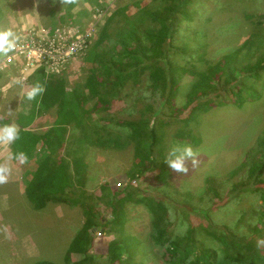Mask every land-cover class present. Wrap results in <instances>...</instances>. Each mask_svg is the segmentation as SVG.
<instances>
[{
    "label": "rangeland",
    "instance_id": "obj_1",
    "mask_svg": "<svg viewBox=\"0 0 264 264\" xmlns=\"http://www.w3.org/2000/svg\"><path fill=\"white\" fill-rule=\"evenodd\" d=\"M128 1L131 0H109L106 16L118 10L120 14L117 16L118 23L122 15L125 12L127 14V10H129L127 8L125 12L121 11ZM144 1L145 3L142 5L147 3L150 5L152 0ZM54 2L55 4H52L51 0H0L2 9L0 11L2 17L0 30L11 29L16 32L18 27L21 28L18 24L30 22L29 25L39 26L40 30L42 28L55 30L57 27L66 26V30L72 32L86 28L80 25L93 22L92 12L85 13L78 20L80 25L68 19H64V22L58 21L65 9V2L64 0H54ZM103 2L101 1V5L99 2L89 5L103 7ZM154 4L157 11L170 16L172 13L166 10L167 7L185 8L189 13L185 14L188 18L183 17L180 10L174 13L173 22L178 37L176 40L172 37L173 44L165 42L163 50L166 53V58H160V60L179 62L188 65V67L194 65L207 68L208 63H215L223 54L231 51L237 45L240 46L246 40L248 42L244 44L252 48H256V45L260 44L259 42L264 45V0H191L182 6H177L176 0H166L165 8L161 6L160 0H154ZM83 6L89 11L87 5ZM145 9L153 11L151 6H147ZM79 10L80 7L76 5L72 8L74 16ZM103 23L104 20H100L97 28L91 31L89 45H92L98 38ZM116 25L118 26V24ZM27 26L24 27L27 28ZM19 33L20 30H18ZM111 34L114 36V32ZM251 34L254 38L260 36V39H252ZM180 37L182 42L177 41ZM196 40L203 43L202 46ZM110 42L104 44L107 45ZM181 44L186 46H181ZM183 47L188 52H182L180 48ZM256 51L257 49L253 50V53ZM240 57L242 62L243 59L254 60L246 58L243 50L240 52ZM144 64L147 66L149 62L145 61ZM167 64L169 67L172 66V63L167 62ZM5 69L0 65V85L2 86L5 82L8 83L11 78L9 70L2 77V70ZM21 70L23 71V68ZM147 74L145 69L139 70L136 83L129 79L121 93L115 96V100H119L112 104L109 112L119 119L143 117L148 119L155 128H164L166 135L162 139L163 132L158 133L161 142L154 149V155L158 152L160 156L164 157L162 161L173 144H185L183 143L184 139L182 142L173 139L174 132L183 133L184 136L187 134L194 139L199 136L195 139L197 140L196 143L194 142L195 145L187 144L191 145L198 154L199 164L192 167L191 162L186 161L188 171L182 174L171 170L165 163L166 182L156 177L158 169L149 170L138 176V180L132 188L140 190L137 193L153 195L164 202L167 208L166 226L171 237L182 236L187 228H192L195 242L210 248L214 255L218 253L224 259L222 264H227L225 258H228V254L234 253L242 256L248 251L252 252L251 248L247 247L246 249L242 246L240 240L243 243L252 241V246H256L255 250L263 253L264 243L260 242L264 241V238L255 237L250 229L254 213L262 201L258 198L259 193L254 192V183L249 180L248 169L250 166L248 162L257 147V140L264 128V70L260 72L259 79H255V90L263 97L245 102L242 106L229 103L205 113L201 112L197 124L189 121L191 124L186 125L187 128L194 130L195 135L191 134L190 129L182 127L181 123H175L185 118L181 114L176 118L170 117L171 110L168 107H164L162 110L164 114H155L152 117V112L156 113L155 107L159 108V99L150 90ZM81 78L82 76L66 75L70 88L82 85ZM30 80L28 79L25 83L28 84ZM193 80L194 77L189 74L182 75L178 80L179 84L176 85L177 90L175 92L167 91L168 94L175 93L178 106L183 105ZM222 90L226 95V90ZM13 91L18 94L19 86H13ZM8 92L9 89L5 95H8ZM243 93L247 95L246 92ZM214 97L215 95L210 93L209 98L214 99ZM5 103V101L0 102V112L2 113L0 114V126L13 124L14 121L10 120L12 116L15 117L14 124H17V116L28 115L29 111L35 109L38 104L36 101L24 102L18 96L15 99L9 97L7 107L4 109ZM148 105H155V107H147ZM95 111L99 115L105 113L99 109ZM183 115L186 117L188 113L183 111ZM55 116V109L46 111L42 115L36 114L33 119L31 118L33 120L32 130H44L55 119ZM91 117L94 119L92 115ZM149 117L155 120L153 121ZM168 119L169 122H166ZM121 127L113 124L108 131L111 132V135L120 138L124 145L122 149L86 146L90 147L84 159L89 167L85 173V176H88L87 188L84 193L77 192L82 194V198L87 196L89 191L94 196L95 193L101 194L99 183L102 181L116 182L128 177L126 173L120 176L115 174L122 173L131 166L132 158L136 156V142L135 139L127 137ZM91 132L93 133V131ZM103 133L100 135L107 136ZM73 137L70 138L73 139ZM17 141L7 149L3 144H0V151L13 152ZM74 145L85 146V144L76 143ZM36 153H38V149H36ZM36 156V154L33 156L28 165L13 160L17 162L23 173L17 174L14 187L12 184H0V264H31L40 259L51 260L55 263L63 262L62 258L67 245L84 219L80 203L55 204L50 202L46 208L34 209L25 196V191L21 193V189L16 188V185H20L21 188L25 186ZM242 182L243 184H241ZM129 189L130 191L134 190ZM109 195L110 193H106L103 196L107 199V205H109ZM69 197L77 199L71 195ZM79 200L83 202V200ZM91 200L94 204L98 203L97 210L102 215L100 217L110 218L109 206L101 199L91 198ZM120 212H124V229L119 230L117 226L109 223L102 228L104 235L97 238L99 245H104L102 240L108 242L109 240L114 241L117 237L122 240L134 236L140 241L138 248L134 245L129 248L117 264H165L160 258L162 255L160 248L153 247L152 240L147 236L151 231L149 207L146 208L142 203L134 204L133 200L130 202L121 201ZM262 230L264 231V229ZM215 234L216 236H214ZM221 235H224L227 240L232 239L235 242L225 246L216 238ZM234 236L237 239L233 238ZM237 245L241 246L237 247ZM93 255L97 263L107 264L108 257L105 256L103 249L93 250Z\"/></svg>",
    "mask_w": 264,
    "mask_h": 264
},
{
    "label": "trees",
    "instance_id": "obj_2",
    "mask_svg": "<svg viewBox=\"0 0 264 264\" xmlns=\"http://www.w3.org/2000/svg\"><path fill=\"white\" fill-rule=\"evenodd\" d=\"M81 1L99 2V5H101V1H104V9H107L109 4V0H64L66 10L63 9L59 21L64 22V19H68L79 22L78 20L87 11L80 9L74 16L72 8ZM131 1L122 7V13L127 8L130 11L127 10V14L125 12L118 23L117 16H120L118 10L105 17L102 30H100L98 38L92 43V48L89 49L90 55L86 60V76L83 84L70 89L63 76H48L44 69L38 68L34 76L44 83L45 92L39 98L35 109H31L28 115L17 116L16 118L20 128L19 139L13 147V152L22 151L27 155L28 159L24 163L25 165H28L35 154L37 155L30 171V177L27 178L24 186L25 196L31 206L34 209H43L50 202L55 204L80 203L84 215L80 227L67 245L62 258L63 262L55 263L51 260L40 259L31 264H99L93 255L95 249L104 250L105 256L108 257L107 264H117L129 248H132L133 245L138 248L140 241L134 236L122 240L117 237L114 241L105 242L102 240L104 245L101 246L97 242V238H100L102 234L104 235L102 228L109 223L117 226L119 230L124 229V212H120V202L132 200L134 204L142 203L146 208L149 207L151 231L147 236L152 240L153 247L160 248L162 254L160 258L165 264H222L224 260L218 253L214 255L210 248L195 242L192 228H187L182 236L171 237L166 226L167 208L164 202L153 197V195L137 193L140 190L132 188L138 180V176L149 170L158 169L156 177L166 182L167 170L165 169V162L162 161L164 157L160 156L158 152L154 155L156 145L161 142L158 133L163 132L162 139L166 135L164 128H155L148 119L143 117L119 119L111 115L109 110L112 104L119 100H115V96L121 93L125 83L129 79L136 83L138 71L144 69L148 72L150 90L159 99L158 109L155 105L147 106L155 107L156 113L152 112V117L155 114H164L162 110L164 107H168L171 110L170 117L176 118L181 114L185 118L175 122L181 123L184 128H187L186 125H190V122L197 124L201 112L205 113L215 107H222L229 103L242 106L245 102L260 99L263 96L257 94L258 92L255 90V79H259L260 72L264 70V45L259 42L261 48L260 44H257L256 48H252L244 44L248 42L246 40L240 46L237 45L231 51L223 54L215 63H208L207 68L194 65L188 67V65L179 62L160 60V58H166V53L163 50L165 42L173 44L172 37L174 40L178 37L174 28V13L180 10L183 17L186 18L188 16L185 14L189 13L185 8L167 7L166 10L172 13L170 16L157 11L154 0L151 1L150 5L148 3L142 5L145 3L144 0ZM160 1L162 2L161 6L165 8L164 2L166 0ZM176 1L177 6H182L191 0ZM51 2L55 4L54 0ZM147 6H151L153 11H147L145 9ZM0 11H2L1 7ZM111 32H114V36ZM251 38L260 39V36L254 38L251 34ZM177 41L182 42L181 37ZM105 42L110 43L105 45ZM202 44L200 43L201 46ZM186 45L181 44V46ZM241 49L246 58L254 60L246 61L243 59L242 62ZM255 49L257 51L253 53ZM180 50L188 52L185 47L180 48ZM145 61H148L149 65L146 66ZM167 62L172 63V66L169 67ZM177 69L179 70L177 71ZM186 74L194 77V80L183 105L178 106L175 93L168 94L167 91L175 92L177 90L176 85L179 84L178 80ZM27 78L31 79V76ZM222 89L226 90V95ZM243 92H246L247 95H244ZM210 93L215 95L214 99L209 98ZM50 109H55L56 113L53 123L44 130H32L31 125L34 116ZM97 109L105 113L99 115L95 111ZM183 111L187 112L188 116L185 117ZM91 115L95 120L92 119ZM152 117L149 118L154 121L155 119ZM169 119L166 122H169ZM113 124L122 126L121 129L125 135L135 139L136 142V156L132 158L131 166L126 171L115 174L120 176L126 173L128 177L116 182L112 180L102 181L99 183L101 194L95 193L94 196L89 191L83 199L82 194L77 192L84 193L87 188L88 176H85V173L89 167L84 159L86 151L90 147L86 146L92 145L104 149L109 147L122 149L124 146L118 136L111 135V132L108 131ZM187 129H190L191 134L195 135L193 129ZM100 133L107 136L100 135ZM71 136H74L73 139L70 138ZM172 137L181 142L184 139L183 143L185 144L195 145L197 141L195 139L199 136L194 139L187 134L184 136L183 133L174 132ZM200 141L202 142L201 138ZM75 143L85 144V146L74 145ZM256 145L255 151L251 156L249 155L248 177L254 183V192L259 193L258 198L262 202L254 213L250 229L255 237L264 238V231L262 230L264 229V128ZM36 149H38V153H36ZM129 188L134 190L130 191ZM235 188L237 189V186ZM106 193H110L109 205H107V199L103 197ZM69 195L77 199L70 198ZM91 198L101 199L109 206L110 218L100 217L102 215L97 210L98 203L94 204ZM216 238L225 246L235 242L232 239L227 240L224 235ZM233 238L237 239L236 236ZM240 242L246 249L247 247L251 248L252 252L248 251L242 256L234 253L228 254V258H225L227 264H264V252L255 250L256 246H252V241L243 243L240 240Z\"/></svg>",
    "mask_w": 264,
    "mask_h": 264
},
{
    "label": "bare ground",
    "instance_id": "obj_3",
    "mask_svg": "<svg viewBox=\"0 0 264 264\" xmlns=\"http://www.w3.org/2000/svg\"><path fill=\"white\" fill-rule=\"evenodd\" d=\"M95 3L97 4V2H93V3H88L86 1L78 2V4H81L80 9H85L87 13L92 12L93 22L91 24L88 23V24L80 25L79 24L80 21L79 22L73 21L74 23L76 22L77 25L89 28L88 30L90 32L96 29L99 21L104 20L106 17V13H105L106 9H104L103 7L90 6ZM83 4L87 5L89 11L85 8V6H83ZM19 37H20L19 44L21 48L17 49L15 55L13 56L12 62L9 64L7 63V60L5 58L0 57V65L2 66L3 69L6 68L5 70H2L3 71L2 77L6 74L5 72L8 70L10 77L12 75L19 76V73H22L21 70L22 68L23 71L32 69L33 73H30L31 75H28L31 76L32 80L29 81V83H31L33 82L34 79H36L35 78L36 76H34L36 70L38 68H42L45 70L48 76H63L65 79L67 74L82 76L81 81L83 84L84 77L86 76V65H87L86 60L90 55L89 49L92 48L91 45L77 44L76 42L72 43L57 38L53 39L51 37L50 38L43 37L41 35L26 33L23 31L20 32ZM34 42L45 44L46 51L41 52V55L37 53V56H29V53L31 51H35ZM67 48L70 49L71 54L67 53L66 51ZM9 55H13V54L10 53ZM0 78H1V73H0ZM0 87H2V85H0ZM70 89H74V88H70ZM1 94L2 93L0 92V95ZM13 95L18 96V94H13ZM14 96L11 95L10 98L15 99L16 97ZM0 102H1V97H0ZM53 121L54 120H52V122L47 127H49L53 123ZM89 149L90 148H88V150ZM87 154L88 152L86 151V155Z\"/></svg>",
    "mask_w": 264,
    "mask_h": 264
},
{
    "label": "clouds",
    "instance_id": "obj_4",
    "mask_svg": "<svg viewBox=\"0 0 264 264\" xmlns=\"http://www.w3.org/2000/svg\"><path fill=\"white\" fill-rule=\"evenodd\" d=\"M21 24V23H20ZM18 24V25H20ZM20 37L11 29L0 30V57L7 60V63H11L13 56L17 49L21 48L19 44ZM13 55H9V54ZM29 56H37V52L31 51ZM33 71L29 69L22 71L21 75H12L9 82L0 87V92H7L8 89L13 86H19L18 98L24 102H39V98L43 96L45 92V85L39 78L34 79L31 84H26L28 75ZM19 139V129L16 124H3L0 126V144L7 149ZM198 154L194 151L191 145L175 143L173 144L164 162L167 166L176 173H187L188 167L186 161H190L192 167H196L199 164L197 160ZM27 155L22 151L8 152L7 160H16L21 164L27 162ZM11 174V169L8 163H0V184L7 183ZM260 243H264L261 241Z\"/></svg>",
    "mask_w": 264,
    "mask_h": 264
},
{
    "label": "built area",
    "instance_id": "obj_5",
    "mask_svg": "<svg viewBox=\"0 0 264 264\" xmlns=\"http://www.w3.org/2000/svg\"><path fill=\"white\" fill-rule=\"evenodd\" d=\"M30 22H25L23 24H20V29L18 27L19 30H22L23 32L26 33H33L36 35H41L43 37H51L53 39L57 38V39H61L63 41H69V42H76L77 44H87L89 45L90 43V38H91V32L88 30L89 28H83L80 30H75V31H68L66 30V26L59 28L57 27L55 30H49L48 28H42L40 30L39 26H34L29 25ZM25 25H28L27 28L24 27ZM34 47H35V51L37 53H39V55H41V52H45L46 48H45V44L43 43H38V42H34ZM68 54H71V51L69 48L66 49Z\"/></svg>",
    "mask_w": 264,
    "mask_h": 264
},
{
    "label": "crops",
    "instance_id": "obj_6",
    "mask_svg": "<svg viewBox=\"0 0 264 264\" xmlns=\"http://www.w3.org/2000/svg\"><path fill=\"white\" fill-rule=\"evenodd\" d=\"M28 3H29V1H28ZM84 5V4H83ZM27 6V5H26ZM29 6V5H28ZM77 6H79V7H81V4H78ZM21 24H23V23H21ZM18 28H17V30H16V34L18 35V36H20V33L18 34ZM21 32V31H20ZM29 84H31V83H29ZM17 92H19V91H17ZM2 93V96H1V103L3 102V101H5L6 103H5V106H4V109L7 107V104H8V98L12 95V96H14L13 94H15V91H13V87L12 88H10L9 89V92H8V95H5V93L6 92H1ZM14 97H17L16 95L14 96ZM0 110H1V105H0ZM10 120H11V122H15V117L14 116H12V119H11V117H10ZM13 122V123H14ZM16 124V123H15ZM17 125V127H18V129L20 128V126H18V124H16ZM32 129V128H31ZM7 156H8V153H5L3 150H2V152L0 151V163H5V162H7L8 163V166L10 167V169H11V172H12V174H10V177H9V180H8V182L7 183H5V184H12L13 185V187L15 186V182H16V178H17V174L18 173H22V171L19 169V166L17 165V162L16 161H13V160H7ZM23 174V173H22ZM22 177V176H21ZM17 187V189H21V193H23L24 192V187L23 188H21L20 187V185H16ZM20 193V194H21Z\"/></svg>",
    "mask_w": 264,
    "mask_h": 264
}]
</instances>
